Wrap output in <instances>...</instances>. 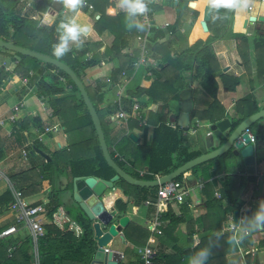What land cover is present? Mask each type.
<instances>
[{"label":"trees","instance_id":"obj_1","mask_svg":"<svg viewBox=\"0 0 264 264\" xmlns=\"http://www.w3.org/2000/svg\"><path fill=\"white\" fill-rule=\"evenodd\" d=\"M54 1L37 0L29 8H26L27 3H23L21 0H0V39L64 63L74 71L81 81L84 80L85 71L88 68L104 60H109V57L120 60L122 57H125L122 55V50L126 46L125 32L130 24V20L126 13H119L115 16H110L106 13V9L111 6V0H86L92 6L93 12L99 15V19L92 24L93 30L98 34H102L107 29L113 36L110 47L103 54H100L98 51V48L101 46L100 43L86 42L81 48L71 47L72 50L62 58L57 59L53 56L52 45L58 42L57 27L61 21H66L62 15V11L57 12L53 9L52 5ZM179 6L183 7L184 5L179 3ZM87 12V8L80 9L79 23L91 25L88 20L92 16L88 15ZM231 13H233L231 10H214L211 20L207 22L210 32L208 40L205 42L199 41L191 47H186L175 57L170 56L166 52V46H155L156 51H159L163 55L162 63H166V66L165 68H161L159 72H153L149 78L150 85L147 88L136 86L133 96L139 98L145 95L153 105L157 107L162 106V110L157 108L154 113L150 112L146 121H144L143 116L140 119L136 118V120L128 121V128L138 126L139 123L144 121L140 126L144 138L140 146H136L127 139L125 144L121 143L117 145L113 151L108 148L109 154L116 164L132 177L142 180H152L159 175H168L201 155L199 152H188L187 148L182 146L184 134L193 128L192 123L189 124L187 130L179 126L171 128L168 125V123L173 122L169 120V105L178 102L180 92L191 87L194 82H197L212 100L209 109L205 112L207 114L206 118L211 123L223 118L224 111L222 110L220 115L213 114L214 109L220 106L216 98V77L219 73V77L224 84H226V80L233 81V84L229 86L231 90L237 85L238 80L220 73L221 70L217 67L218 60L211 47V42L219 38L221 32L224 31V27L218 26L217 22L224 20ZM179 19H177L175 24L168 26L166 31L177 35ZM144 30L145 28L141 32H144ZM154 34L155 40L164 36V32L159 29H156ZM252 35L255 36L252 44L254 48L252 46L251 48L249 47V37L247 35L242 33L232 34V38L237 41V51L244 65L248 63L246 57L248 56L247 50L249 48L254 51H261L264 47V30L258 28L254 30ZM4 52L19 58V64L15 68V73L27 79V87L18 92V95L22 98V96L34 89L32 95L45 102L47 113L52 115L51 117L48 116L50 121L57 118L61 119L65 133L72 134L75 132L79 137L76 142H70V148L72 149L74 146H81L83 148L88 146L90 150L95 151L93 158H72V155L69 154L70 151L68 152L67 148H64L52 153L49 156L50 161L43 162L42 168L38 172L32 168L27 172L15 174L11 178V181L14 183V190L20 192L22 196L39 192L43 182L49 183L51 195L46 214L51 219L61 206L58 197L60 190L56 188L55 184L58 175H64L68 181L64 189H71L72 181L75 177L94 176L100 180L109 181L115 175V172L107 165L103 158L91 118L74 82L65 73L52 65L6 50ZM90 52L93 54L88 59L87 55ZM128 61L130 62V60ZM123 68L124 65L121 64V66L112 70L110 76L111 85H114L118 81L119 74ZM167 68L173 69V73L170 76L164 73V70ZM4 77H7V75H4L2 72L0 74V84ZM258 77L260 82L264 83V73H261ZM61 78L62 80H60ZM85 89L98 114L106 141L107 130L104 116L101 114L102 106L105 103V93L87 85H85ZM249 102L252 103L250 112H244L243 109L237 107L241 116L231 119L234 124L240 123L251 113L258 111L252 95L240 100L238 105ZM116 109V106L109 107L106 109V113H103L105 115H112L116 112ZM195 116V111H192L190 115L191 120ZM149 126H152L153 130L150 142L147 143ZM30 127L41 131V119L38 116L18 119L11 127V133L8 138L5 135L0 136V158L16 152L24 145L26 141L25 135ZM89 129L90 136H88L87 132ZM250 131L256 140H264V126L259 125L256 128L255 125L250 128ZM128 143L133 146L132 149L126 148ZM36 147L37 145L31 144V147L27 148L29 150L28 158L34 153ZM237 160L239 163H236L238 162ZM219 164L221 165L217 169ZM143 167L146 169V172L143 176H140L135 170H140ZM243 167L239 158L234 157L231 153H227L217 159L201 164L190 171L197 178L198 182L205 181L202 193L206 197L205 205L207 213L201 218V221L207 220L208 225H204V234L201 237L199 245L193 251L188 252L187 256L192 255L199 248L207 247L211 253L206 262V264H209L214 258L213 249L215 246L224 247L228 251H237V246H232L228 243L230 236L233 235V231H225L223 234H218V232L226 221L227 213L239 211L255 190L258 176L246 175ZM237 172L242 173V175L237 176ZM217 175L220 176L212 182L209 181ZM176 181L182 182L183 178L179 177ZM217 185H219V199L213 196L214 188ZM108 190L109 192L112 191L113 195L116 194L113 208L118 214L125 213L126 205L130 199L134 206H140L142 203H147L152 198L157 197V188L134 187L121 179L114 183L112 189ZM12 202L13 197L10 191L0 195V215L9 209V205ZM68 213L75 223L80 226L81 234L78 238L71 234H68V238L62 236L57 238L54 235H50V233H44L36 241L39 264H64L65 262L89 264L91 261L96 249L93 239L92 222L87 220L81 213H77L76 215L70 211ZM164 219H169L171 223L182 221L170 214H165ZM48 230L49 232L52 231L49 227ZM32 247L33 244L30 239L26 240L23 246L21 244L19 247L10 241H0V264H23L22 262L24 261L28 264L32 257L31 254H28V251L30 250L31 252ZM10 248H14V250L9 256L8 251ZM176 252L178 253V264H183L180 261L184 257L185 252L181 250H176ZM17 253L22 254V262L16 257ZM247 258H250V255H247ZM247 260L249 262V259ZM120 264H129V257L125 256Z\"/></svg>","mask_w":264,"mask_h":264},{"label":"crops","instance_id":"obj_2","mask_svg":"<svg viewBox=\"0 0 264 264\" xmlns=\"http://www.w3.org/2000/svg\"><path fill=\"white\" fill-rule=\"evenodd\" d=\"M35 1L37 0H21V2L27 4H33ZM178 2L182 3L184 6H179ZM147 5L149 11L146 16L135 18V20H138L144 25V32H141L140 29L135 27L133 18H129L132 27H128L125 32L126 46L122 50V55L125 57H122L121 60L109 57V60H104L103 62L92 66L85 71L83 83L95 90L105 93V103L102 106L101 114L104 116V123L107 130L106 143L108 148L112 151L117 145L121 143L125 144L127 139L133 142L136 146H140L144 139L143 132L140 128L143 124L142 122L147 120L150 112L154 113L157 108L162 110V106L157 107L156 105H153L145 95L139 98H135L133 96L136 86L147 88L150 85L149 78L152 76L153 72H159L161 68H165L166 66V63H162V59L164 58L163 55H161L159 51H156L155 46H166V52L169 53L170 56L175 57L186 47H191L199 41L205 42L210 36L208 25L206 30L202 26L203 10L207 6L206 0H147ZM249 6L250 10H248ZM90 7L91 9L87 7L83 8H87L88 15L92 16V18H89L88 20L92 26V24L99 19V15L93 12L92 6ZM62 11V15L66 20L75 15L64 7ZM213 12L214 10H211L210 20L213 16ZM106 13L110 16H115L116 14L125 12L118 7V0H111V6L106 9ZM250 17L256 18V21L253 23L248 21L246 22V20ZM259 18H264V3H251L248 1L245 8L235 10L231 13V15L225 17L224 20H219L217 22L218 26L224 27V31L221 32L219 38L211 42V47L218 60L217 67L221 70V74L238 80L237 85H235L234 89L231 90L229 86L233 84V81L226 80V84H224L219 77V73L216 77V98L220 106L214 109L213 114L220 115L221 110L224 111L222 119L226 118L232 121L231 119L233 117L237 118L241 116L237 107L243 109L244 112H250L252 109V103L249 102L247 104L238 105L240 100L249 95H252L258 110L264 108V83H261L258 77V75L264 73V47L261 51H254L250 49L251 46L253 47L252 44L255 36L252 34L254 30L258 28L264 30V22L258 21ZM177 19H179L177 27L178 33L177 35H173L167 32L166 28L175 24ZM156 29L164 32L163 38H159L157 40L154 39V31ZM233 33H242L249 37L250 48L247 50V65L242 63L240 54L237 51V41L232 38ZM83 39L84 43H100L101 46L98 48V51L100 54H103L104 51L110 47L113 41V36L107 29H105L102 34H98L92 28L91 33ZM144 42L146 44L148 54L144 64L138 66L135 65V63L139 59ZM71 47L76 46L71 45ZM92 54L93 53L90 52L87 55V58L90 59ZM128 60H130V62ZM18 64L19 58L0 50V71L3 72L4 75H7L6 80L8 81V93L4 96L5 98H0V103L4 106L3 109L0 110V115L2 116L10 113L13 107L20 104L22 106H19L20 112L18 113V119L38 116L42 121V129L41 131H37L35 128L30 127L29 131L25 135L26 141L24 145L26 143L37 145L35 149L41 151L47 156V158H44L35 152L31 154L26 161L22 160V158L20 159L19 156L16 157L15 152L0 158V195L10 191L13 201V192L16 190L13 188L14 183L11 181V178L15 174L27 172L32 168L38 172V170L42 168L43 162L50 161L49 156L52 153L64 148H67L68 152L70 151L69 154L72 155V158H93L95 154V151L90 150L88 146L84 148L81 146H74L72 149L70 148V142H76L79 137L75 134V132L72 134H66L61 119L57 118L50 121L46 111L47 106L44 105L45 102L43 104L42 101V107L40 108L34 104L35 99L33 97L35 96H30V91L22 96V98L18 95V91L27 87L20 84V81L17 83L14 82L15 80H18L19 77L15 73V68ZM121 64L124 65V68L119 74L118 81L114 85H111V72L113 69L121 66ZM153 64H157V66ZM164 73L167 76H170L173 73V69L167 68L164 70ZM20 86L22 88H19ZM0 87V90H2L3 88L1 84ZM189 88L192 89L191 112L195 111L196 114L193 120L190 118V123L193 124V127L195 124L197 128L195 132H193L194 130H192V128L184 134L182 146L187 148L188 152H199L204 154L209 152L206 148L205 138L209 132L208 126L210 124V121L206 118L207 114H205V112L209 109L212 100L203 87L199 86L197 82H194V84ZM13 98L17 99V101L11 105L10 102ZM28 98L31 99L26 102L25 99ZM118 99L120 102L119 105L116 104ZM32 100L34 102H32ZM113 106L117 107L114 114L105 115L103 113H106V109ZM119 111H122L126 115V119H120L117 117ZM169 111L170 116L178 115L181 112L180 98L178 102H174L169 105ZM41 112L46 114L48 123L44 121ZM142 116L144 121H140L141 123H139L138 126H134L132 128L127 127L129 120H136V118L140 119ZM259 125L264 126V119L256 124V128ZM45 128H52V131L44 134L42 136V140L39 141L37 137L43 134ZM201 129L206 130L204 135L200 132ZM10 130V126H7L6 128L0 127V136L5 135L8 138V132ZM152 130L153 127L149 126L147 132V143L150 142ZM87 132L88 136H90V129L89 131L87 130ZM131 135L136 141L130 137ZM258 141L261 142L262 150H258L255 153L256 172L259 174L257 175L258 179L256 187L250 198L241 206V209L246 210V224H248V219L258 208L259 202L264 200V140ZM214 144L217 145V140L214 141ZM24 145H22L21 148H23ZM126 148L132 149L133 146L128 143ZM239 159L242 163L241 158ZM236 163H239V161ZM220 165L221 164H219V166L217 165V169ZM135 172L140 175V173H145L146 169L143 167L140 170H135ZM188 175H192L195 182H190L191 187H189V193L184 198L183 203L179 204L174 202L166 205L164 212L160 215L157 223V197L152 198L147 203H142L140 206H134L130 199L126 205L124 213L129 218V223L125 228H122L118 236L109 243V249L120 252L123 258L128 256L129 264H139L136 251L138 248L143 246H150L154 250V264H178V253L176 250H181L186 254L184 253V257L180 262L187 264L188 252L193 251V249L199 245L201 237L204 234V225H208L207 220L203 222L201 221V218L207 213L205 205L206 197L202 193V189H199L198 187V184L201 181L198 182L197 178L191 172L185 174V176ZM241 175L242 173L237 172V176ZM218 176L220 175L212 177L209 181L212 182L215 178H218ZM159 177L161 176H156L155 179L152 180H156ZM152 180L146 179V181ZM183 181L185 187H187L184 179ZM202 183L204 184L205 181H202ZM55 184L56 188L60 190L58 197L61 202V206L53 214L51 219L48 218L46 213L41 216L44 233H50V235H54L57 238L60 236L68 238V234L78 238L81 234V228L77 223H75L68 211L74 215L77 213L82 214V212L73 202L72 188L64 189L68 184L64 175H58ZM190 193H193L192 198H190ZM50 195L51 186L48 182H43L39 192L22 196L21 200L23 203L30 206L43 205L47 212ZM216 195L220 196L219 185H217L213 191V196L215 198H217ZM115 199L116 194L113 195L112 191L109 192L107 189L101 197L104 208L108 211L114 210L113 206ZM224 207H226V205H224ZM165 214L173 215L182 221L179 223H171L169 219H164ZM16 215L17 212L10 209V205L9 209L0 215L1 231L11 226H16L15 233L7 237L0 238V241H10L19 247L21 244L23 246V243L30 239L33 247L31 252L30 250L28 251V254H31L32 256L28 264H39V256L36 248L37 239L35 241L32 238L28 226L23 223H16ZM233 215V212L227 213L226 221L219 230L218 234H223L225 231H232L231 227L234 224ZM246 224L243 226H246ZM48 227L52 231L49 232ZM11 252L9 253V256L11 255ZM213 254L214 258L209 264H255L257 262L259 264H264V232H251L250 237L247 236L246 239L239 246H237V251H228L224 247L215 246ZM247 255H250V258H247ZM16 257H18L20 262L23 261L21 253H17ZM247 259H249V262ZM22 263L26 264L25 261ZM64 264L74 263L65 262Z\"/></svg>","mask_w":264,"mask_h":264},{"label":"water","instance_id":"obj_3","mask_svg":"<svg viewBox=\"0 0 264 264\" xmlns=\"http://www.w3.org/2000/svg\"><path fill=\"white\" fill-rule=\"evenodd\" d=\"M52 7L55 11L61 12L63 5L59 0H55ZM210 17L211 10L206 6L203 10L202 16V26L205 30L207 29V22L210 20ZM247 21L253 23L256 21V18L250 17L246 22ZM258 21L264 22V18H259ZM0 48L8 52L30 57L45 64L52 65L59 71L65 73L74 82L91 118L103 158L107 165L115 172V175L109 181L100 180L94 176L75 177L72 181L73 202L81 210L86 219L92 222L93 239L96 249L89 264L121 263L122 254L110 250L109 243L118 236L122 228H125L128 225L129 218L125 214H118L116 210H106L101 201L104 192L107 189H112L116 181L121 179L128 185L134 187L153 189L182 177L189 188L191 187L190 182H195V179L192 175L185 176L186 173L201 164L217 159L227 153H231L236 158H241L246 175H255L256 173L255 153L258 150H262L261 142L256 140L255 144H251L248 135L243 132L246 129L250 130V128L264 119V108L247 116L238 124H234L226 118L213 123L210 122L208 130L211 134L205 138L206 148L209 152L201 154L180 166L170 174L161 176L156 180L146 181L137 179L121 169L110 156L100 119L89 99L85 84L76 76L69 66L44 54L18 47L1 39ZM191 96V88H186L181 91L179 96L181 112L178 115H171L169 117V120H172L177 126L184 130H187L190 124V114L192 110ZM130 137L136 141L132 135ZM215 140H217V145L214 144ZM34 152L47 158L45 154L37 149H34ZM238 216L239 211H235L233 215V223L238 221Z\"/></svg>","mask_w":264,"mask_h":264},{"label":"clouds","instance_id":"obj_4","mask_svg":"<svg viewBox=\"0 0 264 264\" xmlns=\"http://www.w3.org/2000/svg\"><path fill=\"white\" fill-rule=\"evenodd\" d=\"M63 7L75 15L69 17L66 21H61L57 27L58 42L52 45V55L57 59L64 57L71 50V45L81 48L84 44V37H87L92 26L78 22L80 9L85 6L86 0H60ZM248 0H206V5L210 10L235 11L247 6ZM118 7L126 13L129 18H133L135 27L143 30L144 25L137 17L146 16L148 13L147 0H118ZM129 28L132 24L128 25ZM233 235L230 236L228 243L232 246H239L246 237L253 231H264V200L259 202V206L254 214L248 219L246 226H240L236 221L232 225ZM207 247L199 248L198 251L187 257V264H206L210 255Z\"/></svg>","mask_w":264,"mask_h":264},{"label":"built area","instance_id":"obj_5","mask_svg":"<svg viewBox=\"0 0 264 264\" xmlns=\"http://www.w3.org/2000/svg\"><path fill=\"white\" fill-rule=\"evenodd\" d=\"M249 2H262L264 3V0H248ZM30 4H27L29 6ZM89 9H91L90 5L86 2L85 6ZM248 10H250V6L248 7ZM148 54V51L146 49V44L145 42L143 43V46L141 48V53L139 56L138 61H136L135 65H142L145 62L146 56ZM157 66V64H153ZM23 82V85H27V79L22 78L21 79ZM62 80V78L60 79ZM21 82V81H20ZM44 104V103H43ZM117 105L120 104L119 99L116 102ZM46 105V104H44ZM19 106L22 105H17L13 107L10 111V113L5 116L4 118H0V127H7L10 126V128L16 123L18 120V113L20 112ZM47 108V107H46ZM49 117H51V114H48ZM117 117L120 119H126V115L122 112L119 111L117 114ZM168 125L171 128H176L177 124L175 122H170ZM196 125L194 124V127L192 130L195 132L196 130ZM52 128H45L43 134L39 135L37 139L39 141L42 140V136L48 132H51ZM11 130L8 132V135H10ZM244 134H247L249 137V141L251 144L256 143V139L252 132L249 129H246ZM211 133L208 132L207 136H209ZM31 147L30 143H26L24 147L21 149V158L22 160L26 161L28 158L29 150L27 148ZM145 173H140V175H144ZM255 175H259L258 172L255 173ZM199 189L203 188V183L202 181L199 182L198 184ZM189 188L185 187L184 181L179 182V181H170L168 183H165L157 188V208H156V213H157V218H156V223L159 221L160 215L164 212V208L166 205L171 204V203H183L184 198L188 195ZM14 201L13 203L10 204V209L14 210L17 212L16 215V223L20 224L23 223L24 225L28 226L31 232L32 238L36 241L39 237H42L44 234V229L41 223V216L46 213V209L43 205H35V206H30L21 200L22 194L20 192L14 191ZM217 198H220L219 195H216ZM246 210L241 209L239 211V216H238V221L240 222V226H243L246 224V216H245ZM232 230V227H231ZM16 232V226H11L3 231L0 232V238L7 237L13 233ZM251 233L248 235L250 236ZM13 250V248L9 249V253ZM137 257H138V263L139 264H154V257H155V252L150 246H143L141 248H138L136 251ZM121 260H123V256L121 257Z\"/></svg>","mask_w":264,"mask_h":264},{"label":"rangeland","instance_id":"obj_6","mask_svg":"<svg viewBox=\"0 0 264 264\" xmlns=\"http://www.w3.org/2000/svg\"><path fill=\"white\" fill-rule=\"evenodd\" d=\"M31 4H32V3H30L29 6H31ZM26 6H27V4H26ZM29 6H27L26 8H29ZM62 10H63V8H62ZM62 10H61V11H62ZM62 12H63V11H62ZM90 20H91V19H90ZM91 22H92V20H91ZM263 25H264V24H263ZM0 50H3V49L0 48ZM3 51H4V50H3ZM1 73H2V72L0 71V74H1ZM18 76H19V77H18V80H15L14 82L17 83L18 81H21L20 84H23V82H22V80H21L23 77H21V75H18ZM6 79H7V77H4V79L1 81V86H2L3 89L0 90V98H5L4 96H6L7 93H8V91H7V89H8V87H7V85H8L7 83H8V81H7ZM16 86H17V85H16ZM22 86H23V85H22ZM89 87H90V86H89ZM0 88H1V87H0ZM19 88H22V87L20 86ZM18 92H20V91H18ZM30 92H31V94H30V96H31L32 93L34 92V89H33L32 91H30ZM33 98L35 99V102H34L33 100H32V102H34V104H36L37 107H40V108H41V107H42V105H41L42 101H41V100H38V99L35 98V97H33ZM30 99H31V98L25 99V101L28 102ZM15 101H17V99H14V98H13L12 101H11V102L9 101V102H10V104L12 105L13 103H15ZM32 102H31V103H32ZM3 103H4V102H3ZM43 103H44V101H43ZM32 105H33V103H32ZM3 107H4V106L1 105V103H0V110H2ZM41 113H42V117H43L44 121H45L46 123H48V121H47L48 119H47L46 114L43 113V112H41ZM7 115H8V113L5 114V115H2V116L0 115V116L4 118V117L7 116ZM1 117H0V118H1ZM2 128H6V127H2ZM205 131H206L205 129H201V130H200V132H201L203 135L205 134ZM21 149H22V148H20L19 150H17V151L15 152V153H16V157L19 156L20 159H21V155H20V153H21V152H20ZM18 160H19V159H18ZM192 197H193V193H190V198H192Z\"/></svg>","mask_w":264,"mask_h":264}]
</instances>
